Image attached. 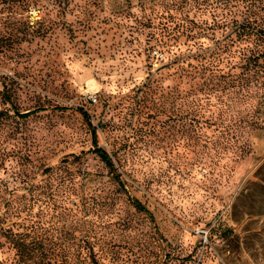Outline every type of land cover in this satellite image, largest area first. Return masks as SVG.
Returning a JSON list of instances; mask_svg holds the SVG:
<instances>
[{"label":"rangeland","instance_id":"rangeland-1","mask_svg":"<svg viewBox=\"0 0 264 264\" xmlns=\"http://www.w3.org/2000/svg\"><path fill=\"white\" fill-rule=\"evenodd\" d=\"M247 20L264 0H0V264H264Z\"/></svg>","mask_w":264,"mask_h":264},{"label":"trees","instance_id":"trees-1","mask_svg":"<svg viewBox=\"0 0 264 264\" xmlns=\"http://www.w3.org/2000/svg\"><path fill=\"white\" fill-rule=\"evenodd\" d=\"M245 25H243L241 28L243 29L242 32H244V34H255L257 35L259 38L264 36V27H259V26H253L251 22H249L248 20L246 22H244ZM248 29H245V28ZM81 111L82 116H83V120L85 122V124L88 126L90 133H91V141L93 142V148L90 151L91 153L93 152L96 156H99L100 159L102 160V162L105 164V166L107 168H109V170L113 173V176L115 178V180H117L118 182H120V176L117 173V171H115V165L113 162V156H111V154L106 151L97 141V126L93 124V122L90 119V116L87 114L86 111L78 109ZM40 111L39 109H34V110H28V112L26 113H18L21 115V117H28L29 115L36 113ZM129 200L130 202H132L133 206L140 212H144L147 214L148 217L151 218V220L153 221L154 218L152 217L151 212L144 206V204L142 202H139V200H137L136 198L130 197L129 196Z\"/></svg>","mask_w":264,"mask_h":264},{"label":"built area","instance_id":"built-area-1","mask_svg":"<svg viewBox=\"0 0 264 264\" xmlns=\"http://www.w3.org/2000/svg\"><path fill=\"white\" fill-rule=\"evenodd\" d=\"M30 12L33 15L36 14V10L35 9L31 10ZM155 54H156V56H159L160 55L158 51H155Z\"/></svg>","mask_w":264,"mask_h":264}]
</instances>
